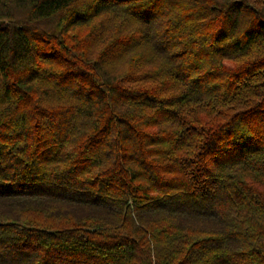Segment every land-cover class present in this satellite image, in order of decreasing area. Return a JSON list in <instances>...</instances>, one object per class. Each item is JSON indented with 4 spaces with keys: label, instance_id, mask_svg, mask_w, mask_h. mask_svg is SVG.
Listing matches in <instances>:
<instances>
[{
    "label": "trees",
    "instance_id": "16d2710c",
    "mask_svg": "<svg viewBox=\"0 0 264 264\" xmlns=\"http://www.w3.org/2000/svg\"><path fill=\"white\" fill-rule=\"evenodd\" d=\"M0 264H264V0H0Z\"/></svg>",
    "mask_w": 264,
    "mask_h": 264
}]
</instances>
